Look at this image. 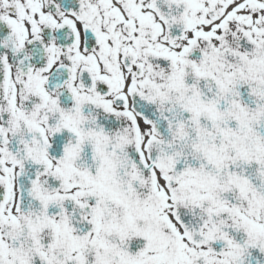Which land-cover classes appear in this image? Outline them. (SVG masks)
Segmentation results:
<instances>
[{
	"label": "snow or ice",
	"instance_id": "6c2138e0",
	"mask_svg": "<svg viewBox=\"0 0 264 264\" xmlns=\"http://www.w3.org/2000/svg\"><path fill=\"white\" fill-rule=\"evenodd\" d=\"M0 264H264V0H0Z\"/></svg>",
	"mask_w": 264,
	"mask_h": 264
}]
</instances>
